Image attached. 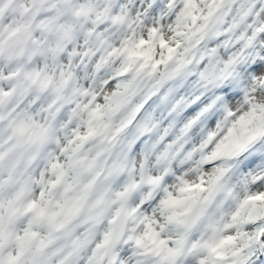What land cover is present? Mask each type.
Listing matches in <instances>:
<instances>
[{"label": "snow or ice", "instance_id": "6c2138e0", "mask_svg": "<svg viewBox=\"0 0 264 264\" xmlns=\"http://www.w3.org/2000/svg\"><path fill=\"white\" fill-rule=\"evenodd\" d=\"M0 264H264V0H0Z\"/></svg>", "mask_w": 264, "mask_h": 264}]
</instances>
